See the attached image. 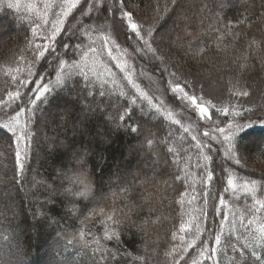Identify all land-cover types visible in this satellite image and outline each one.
Returning a JSON list of instances; mask_svg holds the SVG:
<instances>
[{"label":"trees","instance_id":"16d2710c","mask_svg":"<svg viewBox=\"0 0 264 264\" xmlns=\"http://www.w3.org/2000/svg\"><path fill=\"white\" fill-rule=\"evenodd\" d=\"M91 3L80 0L62 16L66 0H0V125L15 118L18 128L22 125L32 134L21 143L27 151L21 171L15 160V136L0 129V264H213L202 245L217 249V264H264V248L246 249L242 256L229 249L230 244L240 248L237 236L242 243L264 227V208L256 203H264V175L254 171L264 162V0H126L124 10L133 13L142 29L152 30L150 42L166 64L146 50L133 51L143 42L130 32L125 35L118 10L108 14L111 19L103 10L84 15L81 10L87 12ZM198 11L205 14L203 35L195 25L183 24ZM57 19L63 24L51 38ZM182 29L192 35L181 42L175 38ZM45 48L41 59L38 50ZM60 60L69 65L86 63L83 72L88 78L79 75V69L65 67V72L77 74L54 88L31 115L23 96H34L36 86L54 81ZM164 67L176 74L179 83L191 85L190 95L208 109L209 120L176 104L160 82L173 80L167 72L161 74ZM127 76L152 96L153 103L164 100L172 119L155 112L131 88ZM25 80L35 84L21 87ZM121 90L127 95H119ZM17 91L21 98L10 100L9 93ZM131 97L136 98L135 105ZM16 111L22 115L16 117ZM177 119L180 124L173 122ZM187 119L195 130L186 127ZM229 125L233 129L243 125L232 148L243 166L223 156L227 143L207 144L210 140L197 133L211 135L217 126L227 130ZM192 136L209 147L198 148ZM73 149L86 157L93 190L105 199L101 204L75 200L79 212L69 214V196L47 200L48 186L62 191L68 182L61 177L76 170ZM203 155L212 156L207 165L212 181L197 167L204 164ZM138 164L150 172L145 181L132 184ZM229 172L236 190L227 185ZM115 177L117 187L108 182ZM246 182L254 191H245ZM206 190L207 220L201 212ZM111 193L117 198L107 203ZM221 198L227 207L220 204ZM214 207L220 209L219 216H213ZM197 226L202 229L199 239ZM101 227L116 234L112 240L104 238V229L95 234ZM209 233L221 235L220 246Z\"/></svg>","mask_w":264,"mask_h":264},{"label":"snow or ice","instance_id":"6c2138e0","mask_svg":"<svg viewBox=\"0 0 264 264\" xmlns=\"http://www.w3.org/2000/svg\"><path fill=\"white\" fill-rule=\"evenodd\" d=\"M80 2V0H74V2H67L66 0V10H64L65 6L62 4L61 8H62V12L61 15L62 16H67L71 10L73 8L76 7V5ZM173 2H175V0H173ZM9 8L15 7V5L13 4H9L8 5ZM126 7V0H93V3L89 4L87 6V12H84V10H81L82 13L84 15H90L93 12H99L100 10H103L105 13V16L108 17L109 19H111V17L108 16L109 13H115L117 10L119 12V24L120 27L122 29L125 30V35H128V29H130V34L135 37L136 39H138L139 41H142L143 44L141 46L138 47H134L133 51H135L136 53H141L144 50H146L147 52L152 53L153 58L154 59H158L160 61L161 64H166V61L164 59V57L162 56H158L157 55V49L154 48L152 46V43L150 42V38L153 36V32L152 30L149 29H142L140 27V25L136 22H134L133 19V13L131 11H125ZM81 26L83 27V21H78ZM63 24V20L62 19H57L56 25H54V32H53V36L51 38H55V35L57 32L60 31V28L58 27V25ZM73 28H75V25H73ZM143 32V35L141 34ZM147 37V38H146ZM112 43H115V41H112ZM77 49L80 48L79 45L75 46ZM48 51L47 48H45L44 50H38V57L39 58H44L45 57V52ZM53 54H54V49L52 50ZM83 57L87 56V53L84 52L82 53ZM35 59V57H34ZM59 66H60V71H57L55 73V80H49L48 82L45 83H41L38 86H36V94L34 96H28L25 95L23 96V102L25 106H31L28 110L30 112L31 115H34L36 111H39V105L44 103L47 99V96L53 91L54 88L59 87L61 85H63L68 79H71L72 75H75L77 73L74 72H65L64 69L65 67H68L70 69H79V75H83L85 77V79H87V74L83 72V67H86L87 64L86 63H73L71 65L68 64L67 61L64 60H60L59 61ZM121 68L123 69V66L121 65ZM167 72L168 76L172 77L173 80H168L167 78H164L162 81H160L161 83H163L165 85V90L166 92H171L172 93V99L176 102V104L182 106L186 111L195 114L197 110H199V113L202 117H204L205 119L208 118L207 113H208V109L205 107H202L199 103H197V98L195 95H190V91H191V85H189L187 82H185L184 84H181L178 82V78L176 77V74L174 72L169 71V69L167 67L161 68V74L163 75V73ZM33 75V73L31 71H29V76L31 77ZM37 80L41 79L40 76L37 75L36 77ZM127 82L131 85V88L134 89L137 93H139L140 97H143L144 100L147 101L148 105L155 110V112L160 113L161 116H165L168 119H172V112L171 110H168L165 107V102L164 100L160 99L158 103H153V98L152 96H149L147 92L143 91L140 86L138 84H136L131 76H127L126 77ZM173 81H176L175 83H173ZM29 82L35 84V81H29V80H25L21 87L26 86ZM103 83H101V87H103ZM186 89H188L186 91ZM28 91L31 92L32 89L28 88ZM242 95H248V93L244 92L241 93ZM100 95L103 96L104 92H100ZM119 95L121 96H126L127 93L124 92L123 90H121L119 92ZM9 98L10 100L12 99H20L21 98V93L19 91H17L15 94L13 93H9ZM131 104L135 105L136 104V98L135 97H131ZM4 106L5 107H11V104L8 102H4ZM191 106V107H190ZM15 111V109H13ZM225 113H227V109L224 110ZM126 114L130 116V110H126ZM4 115H9L8 113H4ZM22 115V112L20 111H16V117H19ZM119 119H124V117H119ZM175 124H180L181 121L180 120H174L173 121ZM19 125V120H16L15 118H13L11 121L9 122H5L2 125H0V129H6L8 133H11L13 136H15V147H16V152H15V160L17 161L18 167L19 169L22 171L24 169V159L27 157V151L26 150H22L21 149V143L26 141V139L31 137V133L30 132H26L24 130V127L21 125L18 128ZM243 125H238L237 128L233 129L231 125L228 126L227 130L223 127H219L217 126L216 128V133L217 134H213V135H209V132L205 131L203 133V135L205 137H208L209 140H213V141H217L219 144H221L222 146L227 143V148L223 151V156L231 161L234 162V164L236 165H240L243 166L241 164V159L236 158L235 152L232 150L233 148V139L235 137V133L237 131L242 130ZM132 132H137V128L136 127H130L129 128ZM188 129H185V132H187ZM222 135L223 136V140H219L218 136ZM192 140L197 141L196 146L198 148L200 147H209V145L205 144V145H201L200 141L197 140L196 136H192L191 137ZM149 144L152 143V141H148ZM25 149H26V145H25ZM174 151V149H173ZM203 160H204V164H198L197 167L202 168L207 176V181H212L213 180V172L208 170L207 165L212 161V156L211 155H203ZM225 171H228L227 169H225ZM66 176L67 174L63 175L61 177L62 182L66 180ZM252 185L256 184V181H251ZM227 185L232 189V190H236L237 185L234 183V179L232 176V173L229 172L228 173V179H227ZM229 187L224 188L225 192L229 191ZM49 199L47 200V203H52L53 200L51 199L52 197L56 196V195H65V196H71L69 195L70 190L68 189V187H64L62 191H59L57 189H54L52 187H49ZM244 189L246 192H250V191H254V189H249L248 188V184L247 182L244 185ZM73 197L72 201L70 202L71 207H69L68 211L69 214H75L77 212H79V208L77 207V203L75 201V196H71ZM89 197V196H88ZM204 205L205 208L201 210L202 215L204 217L205 220L208 219V215H207V206H208V191L206 190L204 192ZM213 199H215V197H213ZM256 203L258 205H260L261 208H264V203H262L261 201L257 200ZM220 204L227 207L225 200L223 198L220 199ZM39 215L43 216L45 215L44 211H40L38 212ZM220 215V209L219 208H213V216H219ZM109 219H111V217H109ZM241 223H243V217L240 218ZM223 221H221V226L223 225ZM233 223H235V221H233ZM249 224H251L252 222L249 221ZM202 229L197 226V232H196V239L200 238V233H201ZM223 231V228L221 227V233ZM259 235H255L252 234L251 237L249 236H245L244 238V242H240V237L237 236L236 240L238 243H240V248L237 249L235 247V245H229V249L235 252H239L241 254V256L243 255V251L249 248H255V247H261L264 248V227L260 228L259 230ZM83 235V234H81ZM116 234H109L107 231L105 232L104 238L106 240H112L113 236H115ZM209 235L212 237V239L214 240L215 245L218 247L221 245V235L220 234H213V233H209ZM207 239V237H206ZM97 245H99L100 241L96 240ZM202 247L204 248V251L208 253L207 259H210L213 261V264H217L216 259L214 254L216 253L217 249L216 248H209L207 245H202ZM203 254V253H202ZM253 256L256 255L255 251L253 250L251 253ZM235 264V262H234Z\"/></svg>","mask_w":264,"mask_h":264},{"label":"rangeland","instance_id":"374dc122","mask_svg":"<svg viewBox=\"0 0 264 264\" xmlns=\"http://www.w3.org/2000/svg\"><path fill=\"white\" fill-rule=\"evenodd\" d=\"M246 1H248V0H236V2L237 3H239V2H241V3H243V2H246ZM209 3V2H208ZM210 6V8L211 9H215L216 11L218 10V9H220V8H218L217 7V5H210V4H207L206 5V7H209ZM223 7H225V6H223ZM210 14H213V12H209L208 13V15H210ZM204 17H205V14L204 13H200L199 11L198 12H194L191 16H190V18L189 19H184L183 20V24L185 25H195L196 26V28H197V30L199 31L198 33H200V35H203V29H204V27H205V24H204ZM198 23V24H197ZM172 28L170 27L169 28V30H171ZM184 29V28H183ZM181 30L176 36H177V38H175L176 40H180L181 42L182 41H184L186 38V36L187 35H192V33L191 32H189V31H185V30ZM128 32H130V29H128L127 30ZM174 38V37H173ZM81 105V104H80ZM82 106H84L85 107V105L82 103ZM202 107H204V106H202ZM196 113L198 114V116H199V119H205L204 117H202L201 115H200V113H199V110H197L196 111ZM207 116H208V118H209V116H210V114H209V111H208V113H207ZM206 119V120H209V119ZM62 125H63V127L65 128L66 127V123L65 122H62ZM194 126H195V124H194V122H192V120H186V127H188V128H191L192 130H195L196 128H194ZM80 128H81V126H80ZM211 131V130H210ZM197 132V131H196ZM198 135L200 136V137H203V138H208V137H205L204 135H203V133L204 132H202V133H200L199 132V130H198ZM200 133V134H199ZM212 133V132H211ZM213 134H217L216 133V130L213 132ZM213 134H211V135H213ZM218 137H220V135L218 136ZM167 140H165L164 139V141L163 142H166ZM160 140L157 142L158 144L157 145H159L160 144ZM205 143H207V144H210V143H212L211 145H213V144H218L219 145V143L217 142V141H213V140H210V141H207V142H205ZM72 155H71V158L72 159H74V160H78V163H77V167H76V170L75 171H77V172H79V171H82V170H84V169H87L88 167H87V160H86V157L85 156H82L81 154H80V151L79 150H72V153H71ZM85 157V158H84ZM82 162V163H81ZM254 171H256V172H258V174L260 173V174H262V175H264V162H259L258 164H256V166H254ZM147 172H150V170L148 169V168H146L145 166H142L141 164H138L135 168H134V170H133V175H132V178H133V182H132V184H135V182H137L138 180H146L147 179V175H146V173ZM90 174V173H89ZM151 176V175H150ZM89 179L90 180H92V177L89 175ZM42 182V181H41ZM109 182V185H117V183L119 182V179L118 178H114V179H112L111 181H108ZM37 183H39V182H37ZM44 183V182H43ZM138 184H139V182H138ZM115 187H117V186H115ZM73 190H72V192L71 193H69V195H71V196H75L74 195V193L76 192V191H79L80 190V187H78V186H76V185H73ZM25 190H27L26 188L24 189V191ZM71 196H69L70 198H72L73 199V197H71ZM117 198V193H111V198L108 196V199L107 200H109L107 203H109V202H111L112 201V199H114V198ZM105 199V197L103 196V195H101V194H95V191L93 190L92 191V193L89 195V197H87L86 199L85 198H75V200H77V202H82V203H88V202H91V203H94V204H101L102 202H103V200ZM103 206H105V205H103ZM103 215H105V212H103ZM103 229H104V232H106V231H108L107 229H106V227H101L99 230H97L96 232H95V234H99L100 235V233H102L101 231H103ZM110 229V228H109ZM68 235H69V233H68ZM70 235H72V234H70Z\"/></svg>","mask_w":264,"mask_h":264},{"label":"clouds","instance_id":"9594fccd","mask_svg":"<svg viewBox=\"0 0 264 264\" xmlns=\"http://www.w3.org/2000/svg\"><path fill=\"white\" fill-rule=\"evenodd\" d=\"M82 163V162H81ZM90 166L82 171H70L67 176V187L72 192L73 185L80 187L79 191L74 193L76 198H87L94 189V183L89 179Z\"/></svg>","mask_w":264,"mask_h":264}]
</instances>
